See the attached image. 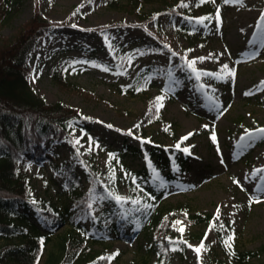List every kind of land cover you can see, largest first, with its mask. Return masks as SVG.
Wrapping results in <instances>:
<instances>
[{"label":"rangeland","instance_id":"374dc122","mask_svg":"<svg viewBox=\"0 0 264 264\" xmlns=\"http://www.w3.org/2000/svg\"><path fill=\"white\" fill-rule=\"evenodd\" d=\"M122 2L125 7L115 8L108 0H22L11 17H2L0 25L1 35L14 37L34 14L37 3L43 16L65 22L29 46L26 63L30 84L38 94L94 118L90 123H77L72 139L46 142L53 161L61 166L74 163L86 186L84 163L74 156L77 150L109 174L108 153L124 143L145 152L154 144L168 150L183 144L187 149L188 164L173 167L176 183L164 186L155 204V210L162 211L160 219L169 223L167 235L163 237L160 230L150 234L139 225L135 227L142 229L138 237L124 240V234H132L134 227L125 210H120L124 233H115L104 242L93 241L89 236L95 234L96 221L86 219L80 225L86 234L84 243L91 248L90 259L102 256L112 264H154L157 244L169 239L175 244L171 264H226L218 244V226L232 228L238 248L257 251L264 247V133L258 131L264 129V90L259 87L264 81V43L260 41L264 0H206L202 5L200 0H176L181 7L178 22L191 29L188 34L170 29L172 14L166 0H141L135 7L129 0ZM157 12V22L147 21V14ZM102 26L107 27L100 30ZM157 34L170 50L159 46ZM134 46L146 48L136 51L127 70L120 71L121 55ZM66 59L74 60L71 82L86 91L68 92L53 82L52 69ZM98 61L109 66L103 68ZM150 63L163 72L149 92H124L137 70ZM152 104L160 112V121L152 119ZM117 162L119 195L112 199L95 196L94 215L112 202L127 203L134 212L145 206L141 202L145 193L133 194L126 185V173L141 168L144 159L123 154ZM20 169L30 178L36 199L63 207L69 203L63 177L49 162L25 161ZM175 209L211 213L214 219L191 224ZM70 230L68 223L54 230L37 264H48L49 254L58 253L59 242ZM183 241L187 242L184 257L178 251ZM202 241L204 248L198 253L195 249ZM79 251L84 260L86 252ZM263 262L261 254L249 264Z\"/></svg>","mask_w":264,"mask_h":264},{"label":"trees","instance_id":"16d2710c","mask_svg":"<svg viewBox=\"0 0 264 264\" xmlns=\"http://www.w3.org/2000/svg\"><path fill=\"white\" fill-rule=\"evenodd\" d=\"M21 1L0 0V25L2 17H11L20 7ZM166 1L167 11L172 14L170 29L174 32L192 33L188 26L178 22L181 8L179 3L176 0ZM139 2L141 0H129V5L135 7ZM108 3L115 8L125 7L122 0H108ZM183 8L191 11L189 7ZM34 9V14L17 30L14 37L0 34V240H4L0 244V264H37L54 230L65 223L70 224L72 230L62 237L58 244V253L49 254L48 264H112L108 257L90 259L88 254L91 248L84 243L86 234L81 230V222L86 219L96 221L93 223L95 234L89 236V240L104 242L115 233H124L119 211L125 210V217L130 220L134 232L129 236L124 234V240L138 237L142 229L135 227L139 225H142L143 229L146 228L150 234L160 230L165 237L169 223L160 219L162 211L155 210V204L160 201L163 187L176 183L173 167L188 164V155L183 144L172 150L161 144H154L145 152L140 147L124 143L121 149H111L108 153L110 173L106 174L95 162L84 158L77 150L74 156L84 163L87 186L81 175L77 174L74 163L61 166L54 162L48 155L46 142L52 139L61 143L66 138L72 139L77 123H90L94 118L63 101L49 102L30 84L29 66L26 63L29 46L37 38L49 33L53 26L65 24L43 16L38 3ZM158 13L147 14V21L157 22ZM156 37L159 46L170 50L162 35L157 34ZM145 48L134 46L123 52L117 69L125 72L127 63L135 59V52ZM183 60L186 65V60ZM73 64V59L63 60L52 69L51 78L61 89L68 92H84L86 90L83 87L71 82ZM97 64L103 68L109 66L100 61ZM162 72L163 68L159 65L146 64L137 70L129 85L122 90L131 94L148 93L150 86L154 85V81ZM162 90H165V87ZM149 98L153 99L152 95H149ZM149 110L153 121H160V112L154 104L150 105ZM169 131L175 136L174 130ZM123 154L143 158L145 161L141 168L126 173V185L130 191L137 195L145 193L141 201L145 202V206L142 210L134 212L132 206L127 203L118 205L112 202L111 206L94 215L92 200L95 196L112 199L113 196L119 195L117 159ZM25 161L49 162L63 177V188L69 203L63 207L52 201L36 199L32 193L30 178L25 177L20 169ZM174 212L182 215L184 220L191 224L210 222L214 219L213 214L207 212L191 213L187 209L181 213L175 209ZM217 230L218 244L226 257V264H249L254 258L264 254V247L257 251L238 248L234 243L231 227L218 226ZM186 243L183 241L178 248L181 256L186 253ZM174 245L169 239L160 241L157 244L158 257L154 264H171ZM80 249L86 252L84 260L81 258Z\"/></svg>","mask_w":264,"mask_h":264},{"label":"snow or ice","instance_id":"6c2138e0","mask_svg":"<svg viewBox=\"0 0 264 264\" xmlns=\"http://www.w3.org/2000/svg\"><path fill=\"white\" fill-rule=\"evenodd\" d=\"M200 2L203 3V2H206V0H200ZM211 2L214 3L215 0H211ZM224 2H225V3H228L229 0H224ZM240 2H242V0H240ZM218 11H219V10H217V12H218ZM202 19H208V18L205 17V18H202ZM261 33H262V34H261V36H260V41H261L262 43H264V28H262ZM200 59H204V58H200ZM193 63H195V62H194V61H193V62H190V64H193ZM224 68L227 69L228 66L225 65ZM230 74L234 76L235 73H234V71H231ZM259 87H260L262 90H264V81H261ZM250 94H252V93H245V95H250ZM157 99L160 100V99H162V98H159V97H158ZM258 131L261 132V133H264V129H259ZM190 135H191V134H190ZM249 135H251V134H249ZM184 139H187V137H185ZM212 139L215 141V140H216V137L213 135ZM241 139H244V138L242 137ZM185 151H187V149H185ZM236 183H239V182L236 181ZM117 199H119V197H117ZM257 202H259V201H257ZM217 211H219V209H217ZM177 223L179 224L180 222L177 221ZM183 230H184L183 228H180V229H179V231H181V232H183ZM206 238H207V236H205V239H206ZM225 243L227 244V241H225ZM229 246H230V245H229ZM202 248H204L203 241L201 242V245L195 249V251L199 253V252L201 251Z\"/></svg>","mask_w":264,"mask_h":264}]
</instances>
